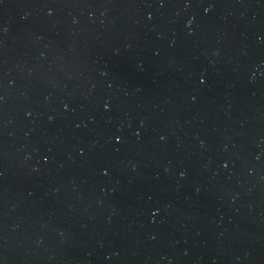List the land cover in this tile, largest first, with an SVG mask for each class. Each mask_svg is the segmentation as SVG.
I'll use <instances>...</instances> for the list:
<instances>
[{
    "label": "water",
    "instance_id": "95a60500",
    "mask_svg": "<svg viewBox=\"0 0 264 264\" xmlns=\"http://www.w3.org/2000/svg\"><path fill=\"white\" fill-rule=\"evenodd\" d=\"M0 264H264V0H0Z\"/></svg>",
    "mask_w": 264,
    "mask_h": 264
}]
</instances>
